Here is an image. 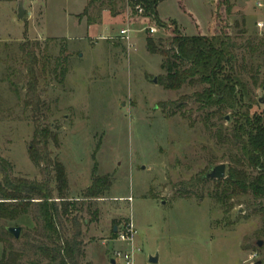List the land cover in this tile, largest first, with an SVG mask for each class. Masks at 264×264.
<instances>
[{
    "label": "rangeland",
    "instance_id": "rangeland-1",
    "mask_svg": "<svg viewBox=\"0 0 264 264\" xmlns=\"http://www.w3.org/2000/svg\"><path fill=\"white\" fill-rule=\"evenodd\" d=\"M18 1L0 0V184L6 175L47 181L57 195L53 172L43 173L27 153L31 113L2 81L9 73L23 96L18 45L38 42L41 64L49 63L39 89L47 106L46 122L57 137L47 149L63 164L65 196L74 201L69 217L80 223L79 264H109L114 251L130 250L112 242L114 222L134 226L133 264H149L150 255L158 256L156 264H261L263 222L252 212L251 196L233 199L225 211L210 196L212 178L193 181L218 164L225 165L226 175L233 149L219 142L215 131L222 127L231 133L243 120L227 110L221 120L209 118L213 126L206 128V111L192 97L202 85L185 84L174 91L157 83L164 75L162 57L145 46L146 27L154 22L145 23L138 7L134 16L126 4L117 3L111 11L108 0H22L25 13L18 19ZM229 1L231 11L225 15L221 0H183L182 6L178 0H163L157 16L165 25L175 22L183 35L208 36L216 21V32L240 45L261 42L252 56L246 48L236 54L240 58L246 53L258 75L254 86L250 72L243 73L250 88L243 104L253 101L250 115H264V98L259 101L264 96V0ZM127 26L135 33L130 49L116 37ZM151 36L155 41L169 39L164 29ZM61 55L68 67L62 84L52 73L55 58L63 62ZM94 167L96 175L111 178V186L100 198L82 200ZM6 225L18 226L20 233L34 226L30 215ZM63 226L69 237L73 226ZM1 252L0 245V257ZM33 259L25 247L22 264Z\"/></svg>",
    "mask_w": 264,
    "mask_h": 264
},
{
    "label": "trees",
    "instance_id": "trees-1",
    "mask_svg": "<svg viewBox=\"0 0 264 264\" xmlns=\"http://www.w3.org/2000/svg\"><path fill=\"white\" fill-rule=\"evenodd\" d=\"M162 1L108 0V5L113 11L117 3L126 4L132 11V16L138 13L137 9H141L145 23L154 22L166 30L169 39L158 41L146 31V50L162 57L160 67L164 75L158 77L157 83L165 90L174 91L185 84L202 85L201 91L195 92L192 97L206 111V128L213 126L209 124V118L221 120L227 110L243 120V124L233 126L231 133H227V129L222 127L215 131L218 141L229 144L233 151L225 178L213 179L214 188L210 196L228 211L233 206V199L250 195L252 212L260 214L263 222L260 234L264 235V115H250L253 101L243 104L250 91L243 79V73L250 72L254 86L257 85L258 75L251 70V62H248L246 53L240 58L236 54L237 49L246 48L252 56L261 42L255 46L248 41L245 45H240L232 41L228 34L217 33L216 21L211 24L208 36L200 33L194 36L183 35L175 22L165 25L158 18L157 6ZM182 2L183 0H178L180 6ZM220 5H223L224 13L228 15L231 11L230 1L221 0ZM85 12L86 9L83 13ZM42 49L38 42L27 41L18 45L19 66L24 72L22 97L20 87L10 79L9 73L3 76L2 81L8 83L15 97L31 113L33 135L27 153L31 162L43 173L53 172L57 195L53 196V189L48 187L47 181L35 182L9 175L3 177L0 184V264H22L25 247H29L32 252L34 259L31 264H79L78 260L82 256L80 223L76 217H69L74 201L65 196L68 186L65 169L61 162L51 158L47 149L48 142H56L57 137L51 124L46 122L44 112L47 106L39 89L40 76L47 73L49 64L47 60L42 64L39 60L38 52ZM61 57L63 62H60L59 57L55 58L56 65L52 73L62 84L68 67L66 56ZM241 108H244L243 112ZM1 162L3 169H8V163L3 160ZM92 174V183L85 188L82 200L100 198L111 186L108 175H96L95 167ZM205 179L204 174H201L195 176L193 181L201 184ZM27 215H30L34 226L23 230L18 238H14L6 230L13 226H7L6 223L20 220ZM65 222L73 226L69 237L64 233ZM114 225L118 226L117 222ZM110 234L111 239H114L116 232H113V228ZM261 264H264V256Z\"/></svg>",
    "mask_w": 264,
    "mask_h": 264
},
{
    "label": "built area",
    "instance_id": "built-area-1",
    "mask_svg": "<svg viewBox=\"0 0 264 264\" xmlns=\"http://www.w3.org/2000/svg\"><path fill=\"white\" fill-rule=\"evenodd\" d=\"M158 29H163L155 24L147 26L146 30L150 34L157 32ZM131 29L129 26L121 28L119 30V38L125 41L128 49L132 48L133 42L132 38H134L135 33L131 34ZM135 32V31H134ZM135 229L131 222H126L120 226H117L116 236L112 239V242H118L121 244H126L130 247V250H116L113 252V258L115 260V264H133V246L132 242L135 236Z\"/></svg>",
    "mask_w": 264,
    "mask_h": 264
},
{
    "label": "water",
    "instance_id": "water-1",
    "mask_svg": "<svg viewBox=\"0 0 264 264\" xmlns=\"http://www.w3.org/2000/svg\"><path fill=\"white\" fill-rule=\"evenodd\" d=\"M25 13V9L23 7V1L20 0L17 3V13H16V17L18 19H21L23 17ZM153 82L156 83V78L153 79ZM263 91H264V85L262 87ZM264 98L261 97L259 99V101H261ZM225 119H228V116L225 117ZM205 178H212L214 180H221L223 178H225V165L224 164H218L215 166L210 167L206 173L204 174ZM6 230L8 231V233H10L14 238H18L19 233H20V228L19 227H7ZM117 231V226H113V232ZM262 244L261 240L257 241V246L260 247ZM158 262V256L157 255H150L148 257V263L149 264H156ZM109 264H115V260L113 257H109Z\"/></svg>",
    "mask_w": 264,
    "mask_h": 264
},
{
    "label": "crops",
    "instance_id": "crops-1",
    "mask_svg": "<svg viewBox=\"0 0 264 264\" xmlns=\"http://www.w3.org/2000/svg\"><path fill=\"white\" fill-rule=\"evenodd\" d=\"M116 37H118V36H116Z\"/></svg>",
    "mask_w": 264,
    "mask_h": 264
}]
</instances>
